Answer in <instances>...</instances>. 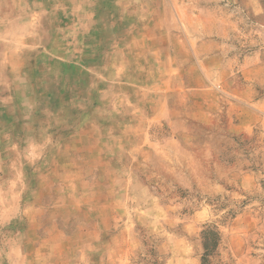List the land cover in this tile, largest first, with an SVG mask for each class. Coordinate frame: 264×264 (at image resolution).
<instances>
[{
    "label": "rangeland",
    "instance_id": "1",
    "mask_svg": "<svg viewBox=\"0 0 264 264\" xmlns=\"http://www.w3.org/2000/svg\"><path fill=\"white\" fill-rule=\"evenodd\" d=\"M264 264V0H0V264Z\"/></svg>",
    "mask_w": 264,
    "mask_h": 264
},
{
    "label": "trees",
    "instance_id": "2",
    "mask_svg": "<svg viewBox=\"0 0 264 264\" xmlns=\"http://www.w3.org/2000/svg\"><path fill=\"white\" fill-rule=\"evenodd\" d=\"M204 254L202 257L203 263L208 264L211 262L212 257L214 256L218 245H219V232L216 228L207 227L202 232Z\"/></svg>",
    "mask_w": 264,
    "mask_h": 264
}]
</instances>
